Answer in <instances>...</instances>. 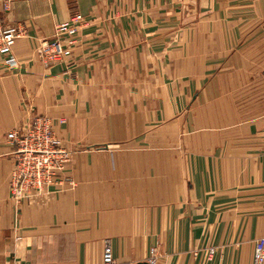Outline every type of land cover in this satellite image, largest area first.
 Here are the masks:
<instances>
[{
  "label": "crops",
  "instance_id": "1",
  "mask_svg": "<svg viewBox=\"0 0 264 264\" xmlns=\"http://www.w3.org/2000/svg\"><path fill=\"white\" fill-rule=\"evenodd\" d=\"M75 14L71 56L45 68L39 42ZM0 25L22 30L17 65L0 55V264H101L106 247L119 264L153 253L252 264L264 237V0H0ZM37 91L72 96L85 149L74 189L15 212L6 133Z\"/></svg>",
  "mask_w": 264,
  "mask_h": 264
},
{
  "label": "built area",
  "instance_id": "2",
  "mask_svg": "<svg viewBox=\"0 0 264 264\" xmlns=\"http://www.w3.org/2000/svg\"><path fill=\"white\" fill-rule=\"evenodd\" d=\"M83 22V16L73 15L69 20L55 25V33L51 38L42 39L37 46V54L44 65L53 64L69 54L67 45L73 42V37L79 25ZM22 30L0 25V55L8 66H16L17 61L12 55V47ZM6 141L14 148L15 165L19 173L37 176L33 181L35 189L40 190V183H50V175H54V167L58 164L62 154L53 150L58 146L57 141L49 136L47 123L39 120L31 121L26 126L6 133ZM43 176H46L43 179ZM16 183L20 188L23 182L17 177ZM32 194H27L30 198ZM157 256L153 253L148 259V264H155ZM101 264L117 263L109 247L102 254ZM252 264H264V237L255 240Z\"/></svg>",
  "mask_w": 264,
  "mask_h": 264
},
{
  "label": "rangeland",
  "instance_id": "3",
  "mask_svg": "<svg viewBox=\"0 0 264 264\" xmlns=\"http://www.w3.org/2000/svg\"><path fill=\"white\" fill-rule=\"evenodd\" d=\"M54 33H55V27H54L53 35ZM74 39H75V35L73 37V42H74ZM72 43L67 45L69 54L53 64H57L60 61H64L65 58L71 56L70 46L72 45ZM36 52H37V48H36ZM53 64L44 65L42 63V65L45 68H48L49 66ZM36 86L38 88L43 86V83L41 82V80L36 81ZM37 92L38 94L33 95L32 98L34 101L33 105L38 110L37 109L30 110L25 124H22L18 127L11 128V130L24 127L31 121L32 122L35 120H39L40 122L44 121L48 125L50 138L57 141L58 143V146L54 147L53 150L59 151L62 154V158L59 159L58 164L55 165L54 167V172H55L54 175L49 176L50 183H47V184L40 183L39 186L41 189L36 190L35 184H33V181L35 180L36 182L37 176L30 175L29 173L22 174L17 171L16 165H15L16 159H14V156H13L14 148L10 146L8 142H5L7 145L10 146L11 157H12V167L10 169V174H9V179H8V200L15 212H19L23 205L42 206L46 200H50L60 193L67 192L69 190L74 189L73 158L77 152L85 149V143H78L74 141V130H75L74 120H73L74 103H73L72 96L54 94V95L47 96L48 98H46V95H44V98H43L42 95L40 94V91H37ZM226 97L231 101L234 98V96H226ZM42 106H44V110L41 109ZM194 114L198 115L200 114V112H194ZM107 130L114 134L116 132H114L113 130L115 131L118 130L120 133V128H116V127H109ZM130 130L131 131L137 130V128H130ZM179 131H180V128H179ZM119 133L117 135H121ZM153 133H154V130L152 128L149 134H153ZM82 135H84V128L82 131ZM86 135L87 136L89 135V128H87L86 130ZM98 135H101L99 133V129H98ZM113 136H116V135H113ZM98 144H101V143H98ZM141 145L149 146L152 144L145 143ZM111 146H112L111 148L113 149H118L119 146L121 145L115 144ZM17 177L20 178V182H23L22 188H20L19 185L16 183ZM45 177L46 176H43V179ZM30 193L32 194V196L28 198L27 194H30Z\"/></svg>",
  "mask_w": 264,
  "mask_h": 264
},
{
  "label": "water",
  "instance_id": "4",
  "mask_svg": "<svg viewBox=\"0 0 264 264\" xmlns=\"http://www.w3.org/2000/svg\"><path fill=\"white\" fill-rule=\"evenodd\" d=\"M133 264H148L147 261H138V262H135Z\"/></svg>",
  "mask_w": 264,
  "mask_h": 264
}]
</instances>
